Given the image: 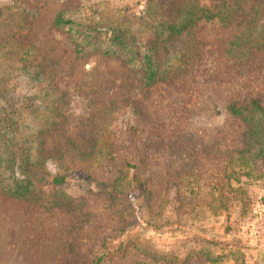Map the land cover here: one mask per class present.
<instances>
[{
	"label": "rangeland",
	"instance_id": "obj_1",
	"mask_svg": "<svg viewBox=\"0 0 264 264\" xmlns=\"http://www.w3.org/2000/svg\"><path fill=\"white\" fill-rule=\"evenodd\" d=\"M145 2L0 0V47L23 21L21 11L27 7L37 12L28 41L39 45L53 62L59 61L56 64L63 65L67 73L82 76L93 68L121 73L124 64L117 56L95 51L78 55L68 33L55 27V16L60 10H69L73 15L84 13L91 20L103 19V23L126 24L143 12ZM94 3L100 14L95 13ZM233 27L217 20L199 23L195 36L201 41L202 53L193 71L148 88L115 90L119 99L109 100L121 103L124 94L130 102L123 100L116 108L106 102L111 113L99 132L101 140L109 138L115 145L114 163L104 157L85 162L77 155V150L89 146L82 136L89 130L84 124L91 111L90 99L71 90L55 122L57 114L49 110L52 101L47 96L55 95L53 81L18 66L3 73L0 86L3 83L6 88L5 99L16 104L46 99L49 104L36 112V120H44L51 131L47 178L51 181L62 171L61 161L70 166L67 181L59 187L74 199L80 213L74 217L77 210L48 209L10 199L0 191V264H93L95 254L111 249L112 255L101 264H264V176L242 177L240 183L232 180L235 186L243 187L247 199L231 201L227 211L214 213L208 205L220 180L226 151L244 145L247 125L231 113L230 106L257 99L264 107V55H256L247 65L221 58ZM173 53L172 46L160 49L159 62L168 64ZM8 68L3 63L0 73ZM134 82H140L138 71L134 72ZM180 136L184 140L191 137L188 143L196 145V150L179 144L182 152L174 158L165 145ZM109 148L106 143L105 149ZM127 163L131 164L129 178L123 183L128 200L120 195L122 202L117 204L114 195L118 186L113 181ZM178 165L185 167L184 173L173 171ZM160 173L184 178L165 193L160 183L168 178L159 177ZM143 181L151 188L158 186L155 199L165 196L163 207L144 204L138 188ZM39 186L47 194L53 191L49 183ZM211 239H217V244ZM75 240L80 245L73 252L68 244Z\"/></svg>",
	"mask_w": 264,
	"mask_h": 264
},
{
	"label": "trees",
	"instance_id": "obj_2",
	"mask_svg": "<svg viewBox=\"0 0 264 264\" xmlns=\"http://www.w3.org/2000/svg\"><path fill=\"white\" fill-rule=\"evenodd\" d=\"M95 13L100 14L94 3ZM23 21L16 26L15 31L0 47V65L7 63L9 68L0 73L11 70L13 66L21 67L54 82L55 95H47L52 101L50 111L59 116L62 107L68 102V95L75 90L79 95L90 99L91 111L84 124L82 138L89 146L84 150H77L78 157L91 162L104 157L108 162L114 163L117 159L116 148L109 138L101 140L99 132L104 126L107 116L111 113L106 102L118 104L126 101L129 95L122 96L121 103H115V90L130 87L139 89L148 88L158 81H169L178 75L193 71L201 58V41L195 36V29L203 21L217 20L225 26L233 25V33L228 40V46L223 48L221 58L231 60L238 65H247L256 55H264V0H215L213 3H204L200 0H146L145 9L135 15L132 21L124 24L120 21L103 23V19H89L84 13L71 14L69 10H60L54 19L56 28L68 33L72 48L78 55L87 51L100 52L104 56H117L124 64L121 73L115 71L101 72L96 68L86 71L84 75H74L66 72L65 67L47 57L39 45L28 41L36 10L23 7ZM2 11H0V15ZM103 20V21H101ZM228 39V38H226ZM172 46L174 53L168 64L159 62V50ZM58 66V67H57ZM192 69V70H191ZM140 72V82H134V72ZM36 76V77H37ZM6 88L0 86V191L5 197L31 204H40L44 207H65L67 210H77L74 217H78L79 210L74 199L65 195L62 185L67 181L70 166L61 161L62 171L50 181L48 175V162L52 158L48 148L50 127L36 120L37 110L42 106L48 107L46 99L37 102L12 103L5 99L3 94ZM124 93V91H123ZM6 97V96H5ZM112 99V100H109ZM124 100V101H123ZM35 106V107H34ZM30 112L25 113V110ZM231 113L240 117L247 125L243 139V147L226 151L225 163L220 173V180L213 187V194L208 201L211 211L221 213L227 211L231 201L246 200L245 190L239 184L235 186L232 180L240 183L242 177L247 180L264 176V107L257 99L248 103L232 104ZM44 112V111H43ZM27 114V117H23ZM34 114L35 116L33 117ZM191 137L184 140V136L171 139L166 145L170 156L178 158L184 144L196 150V145H189ZM100 143V147L98 144ZM109 144V150L105 144ZM188 143V144H187ZM179 144H182L181 148ZM186 147V148H187ZM61 158V157H60ZM118 171L113 185L118 186L114 199L117 204L124 194L125 183L129 178V167ZM178 165L173 169L180 174L185 167ZM159 175L168 178L160 183V190L165 193L173 186L178 187L182 177L171 178L172 173ZM41 183L51 184L53 191L49 194ZM122 184V185H121ZM112 185V186H113ZM121 186V187H120ZM121 188V189H119ZM143 202L149 208L160 207L165 204V196L155 199L158 186L149 187L146 181L138 185ZM54 195V196H53ZM127 202V201H126ZM123 205H126L125 201ZM80 224V223H78ZM80 237V236H79ZM76 237V238H79ZM217 244V239H211ZM80 244L71 241L70 251H78ZM112 250V249H111ZM95 254L93 264H101L112 255V251Z\"/></svg>",
	"mask_w": 264,
	"mask_h": 264
}]
</instances>
